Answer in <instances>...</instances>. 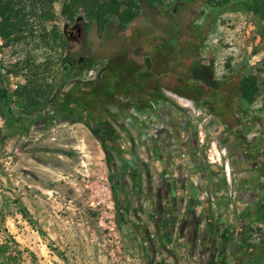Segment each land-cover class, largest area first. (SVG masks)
<instances>
[{
    "label": "rangeland",
    "instance_id": "1",
    "mask_svg": "<svg viewBox=\"0 0 264 264\" xmlns=\"http://www.w3.org/2000/svg\"><path fill=\"white\" fill-rule=\"evenodd\" d=\"M0 1V89L13 110L7 121L0 117V264H205L186 251L174 262L157 243L150 216L139 221L133 189L121 186L116 150L91 131L100 124L35 126L22 121L20 109L57 101L67 88L65 59L83 57L93 76L94 67L126 52L178 77L188 65L207 62L206 71L231 79L232 92L249 77L256 91L242 107L264 139V0L214 18L206 0ZM85 5H101V29ZM76 23L77 41L64 30ZM166 97L183 105L173 93ZM203 149L204 159H214L213 144ZM242 228L246 251L232 254L229 264L263 262L264 189Z\"/></svg>",
    "mask_w": 264,
    "mask_h": 264
},
{
    "label": "flooded vegetation",
    "instance_id": "2",
    "mask_svg": "<svg viewBox=\"0 0 264 264\" xmlns=\"http://www.w3.org/2000/svg\"><path fill=\"white\" fill-rule=\"evenodd\" d=\"M64 30L68 31L69 39L76 41L82 35V27L78 23L72 27L65 25ZM152 64L151 61L150 66ZM206 65L207 62L188 65L180 77L175 76L174 84L168 81L160 85L154 80L148 86H140L135 77H124L114 72L115 64L110 59L94 67L93 76L88 75L89 66L83 57L65 59L63 69L68 77L66 90L54 104L40 105L38 110L22 108L20 115L22 121L35 126L54 121L81 122L89 127L90 124H100L96 132L92 128L91 131L100 142L116 150L120 176L127 169H134L143 173L145 179L150 177L152 170L155 173L167 170L168 163L160 149L171 148V138H179L180 134L171 131L169 126L180 124L183 134L190 140L192 162L199 159V166L204 171L214 169L219 177V185L226 190L219 195L208 193L204 202L217 201L215 211L203 209L201 212L202 218L207 221L209 235L221 239V243L208 256L209 261L212 260L211 264L214 261L224 264V245L228 240L232 244L231 256L246 251L242 247V227L247 221L249 206L264 189V139L260 138L261 128L256 119L241 106L237 91L232 92V87H226L231 84V79L215 77L206 71ZM128 68L133 75V67ZM99 84L101 94L98 97L78 101L71 95L74 87L87 85L90 91H97ZM169 93L182 99L183 105L171 102L172 99L166 97ZM110 106L116 108L114 113ZM185 106L197 110V113L192 115ZM112 127L118 130V135L111 132ZM128 128L135 133L136 141ZM200 133L203 134L202 138ZM116 141L119 142L117 147L114 146ZM210 143L215 148L214 165L202 156L203 146ZM136 148L142 149L146 160L140 158ZM105 151L109 162L113 158L108 150ZM131 188L133 205L135 187ZM114 195H117L116 189ZM212 221L216 223L215 226H212Z\"/></svg>",
    "mask_w": 264,
    "mask_h": 264
},
{
    "label": "crops",
    "instance_id": "3",
    "mask_svg": "<svg viewBox=\"0 0 264 264\" xmlns=\"http://www.w3.org/2000/svg\"><path fill=\"white\" fill-rule=\"evenodd\" d=\"M169 128L180 136L171 138L170 149H160L168 163L167 170L159 173L152 170L150 177L145 179L140 171L127 169L121 177V186L123 189L126 186L135 187L137 218L142 221V218L150 216L157 243L174 262L179 260L177 256L184 255L186 251L193 257L205 258V264H211L208 256L221 243V239L209 235L207 221L202 218L201 212L203 209L215 211L217 201L204 202L208 193L219 195L226 190L219 185V177L214 169L207 172L199 166V159L192 162L190 140L183 134L181 125L172 124ZM128 131L136 141L135 133L129 128ZM136 149L140 158L146 160L142 149ZM208 162L211 165L216 163L215 159H208ZM227 190L230 191V187ZM219 208L221 210V205ZM215 225L212 221V226ZM224 247L226 255L223 263L229 264L231 241L228 240ZM213 264H218V261Z\"/></svg>",
    "mask_w": 264,
    "mask_h": 264
},
{
    "label": "trees",
    "instance_id": "4",
    "mask_svg": "<svg viewBox=\"0 0 264 264\" xmlns=\"http://www.w3.org/2000/svg\"><path fill=\"white\" fill-rule=\"evenodd\" d=\"M129 2H135L136 0H128ZM184 2L193 1V0H182ZM259 0H219V1H213V0H206V7L210 10V16L214 18L216 15L225 12V11H239V10H250V8L257 3ZM155 2H158V0H152V6H155ZM1 3V1H0ZM111 3H114V0H112ZM86 4V3H85ZM1 6V5H0ZM87 8H89V17L91 20L96 21L98 28L101 29L102 26L105 24L106 21L100 22L99 17L102 15L101 5H85ZM113 64H115L114 72L120 73L124 77H135L140 86L145 85L148 86V83H152L154 80H156L160 85H164L165 83H168V81H174L175 75L172 74L171 71L167 70L165 67L160 68L154 65V63L151 65V61L146 59L145 57H142L140 55L136 54H129V53H123L119 54L113 58L110 59ZM123 63L122 65H119L117 63ZM133 67V75L128 70V67ZM97 91H90L89 87L87 85H83L81 87H74V89L71 91V95L78 101L80 100H87L91 97H98L97 95L101 94L100 84L96 86ZM255 83L252 79L249 77H242L238 83L237 86V93L238 98L240 101L241 106L244 104H249L254 95H255ZM39 106H33L31 107L32 110H38ZM13 113V110L9 107V101L8 96L5 90L0 89V116H3L4 119L7 121L8 115H11ZM110 181L112 182V189L114 190L115 194V187H113L114 179L110 178ZM115 196V195H114ZM14 242V241H12ZM264 244V243H263ZM56 252H58V256L62 257V254L58 251V249H54ZM255 264V263H253ZM264 264V261L259 263Z\"/></svg>",
    "mask_w": 264,
    "mask_h": 264
},
{
    "label": "water",
    "instance_id": "5",
    "mask_svg": "<svg viewBox=\"0 0 264 264\" xmlns=\"http://www.w3.org/2000/svg\"><path fill=\"white\" fill-rule=\"evenodd\" d=\"M104 153H106V151H104Z\"/></svg>",
    "mask_w": 264,
    "mask_h": 264
}]
</instances>
